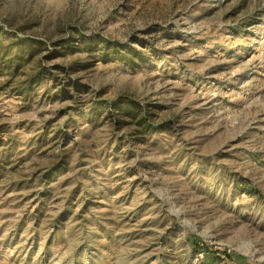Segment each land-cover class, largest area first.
Instances as JSON below:
<instances>
[{
	"label": "rangeland",
	"instance_id": "374dc122",
	"mask_svg": "<svg viewBox=\"0 0 264 264\" xmlns=\"http://www.w3.org/2000/svg\"><path fill=\"white\" fill-rule=\"evenodd\" d=\"M0 30V264H264V0H0Z\"/></svg>",
	"mask_w": 264,
	"mask_h": 264
},
{
	"label": "trees",
	"instance_id": "16d2710c",
	"mask_svg": "<svg viewBox=\"0 0 264 264\" xmlns=\"http://www.w3.org/2000/svg\"><path fill=\"white\" fill-rule=\"evenodd\" d=\"M1 31V39H0V73L1 71L5 70V72H8V73H11L12 70L14 69H17L18 68V57L16 56L17 54H15L14 52H11L10 51V48L9 46H6L4 47L3 45V42H5V40L7 39V37H9V34L3 32L2 30ZM80 45L83 46L85 49L86 47H90V43L88 41V39H85V38H80ZM25 43V42H24ZM24 43L22 44H15L17 50L19 47L23 46ZM26 44V43H25ZM100 46L102 48V50H107V43L106 42H101L100 43ZM116 51V50H115ZM115 51H113V53H115ZM129 57H134V58H137L139 62H142L143 59L142 57L137 53V52H130V54H127ZM126 55V56H127ZM130 63H131V60L129 59ZM103 63H106L107 62V59H105V56L104 58L102 59ZM75 65V64H74ZM74 65H72L70 68H68L67 70L68 71H73L74 70ZM43 75V71H41L40 73H38V75L36 77H34L32 80H31V83H33V85H36L40 82V79Z\"/></svg>",
	"mask_w": 264,
	"mask_h": 264
}]
</instances>
